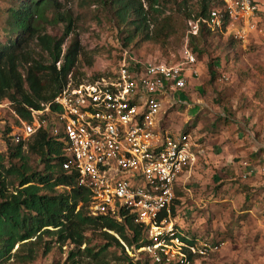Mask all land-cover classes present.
Listing matches in <instances>:
<instances>
[{
  "label": "rangeland",
  "instance_id": "rangeland-1",
  "mask_svg": "<svg viewBox=\"0 0 264 264\" xmlns=\"http://www.w3.org/2000/svg\"><path fill=\"white\" fill-rule=\"evenodd\" d=\"M142 1L148 8L147 1ZM218 1L214 0L215 6ZM59 2L60 13L73 21L63 50L75 39L81 48L68 77L71 83L86 82L99 74L107 75L124 50L143 59L178 61L190 37L186 12L193 13L200 6V0L163 4L161 17L173 14L180 26L179 32L166 48L149 43L148 49L142 51L135 46L139 36L130 45H124L128 27L117 19L108 1ZM14 4L16 0H0L2 42L15 37L12 31H6L10 29L8 8ZM55 12L49 10L50 20L41 26L44 32L61 38L65 36L67 21L55 23L52 20ZM199 48L202 50V53L197 52L200 77L191 80L186 90L175 91L177 98L186 103L173 107L169 102L164 104L166 129L180 134L190 127L198 152L192 170L181 176L180 183L185 191L175 216L171 217L177 234L195 238L197 251L193 252L179 236L178 240L166 241L169 253L164 261L162 258L158 261L154 251L145 246L130 245L114 231L90 226L85 231L87 240L80 249L71 240L60 241L57 233H43L24 245L17 243L11 257L0 264H71L73 250L77 264H177L188 258L189 251L195 256L185 264H264V0H259L258 28L248 40L211 33L203 35ZM28 50L30 56L49 64L48 53L37 41H32ZM211 71L216 75L213 83ZM12 109L9 100L0 101V172L10 191L18 185L19 177L8 169L20 165L17 159L10 158L8 151L6 130L14 121ZM25 154L30 172L43 170L41 158L27 146ZM56 190L64 192L66 188L59 186ZM105 230L116 236L121 244L110 239ZM127 234L132 237L131 231ZM103 246L107 249L97 259L93 258L91 252Z\"/></svg>",
  "mask_w": 264,
  "mask_h": 264
},
{
  "label": "built area",
  "instance_id": "built-area-1",
  "mask_svg": "<svg viewBox=\"0 0 264 264\" xmlns=\"http://www.w3.org/2000/svg\"><path fill=\"white\" fill-rule=\"evenodd\" d=\"M258 15L259 0H224L207 17L189 20L188 35H197L202 21L245 41L257 30ZM188 38L176 62L124 50L107 75L69 82L54 98L31 108L30 119L12 109L8 134L19 143L45 130L61 141L64 168L77 172L78 185L90 191V214L119 219L124 210L135 214L154 241L145 249L154 251L158 261L169 253L166 241L179 237L170 217L175 187L198 159L190 133L165 127L164 104L186 103L175 91L186 90L201 75ZM165 212L168 217H162ZM189 248L197 251L195 245Z\"/></svg>",
  "mask_w": 264,
  "mask_h": 264
},
{
  "label": "trees",
  "instance_id": "trees-1",
  "mask_svg": "<svg viewBox=\"0 0 264 264\" xmlns=\"http://www.w3.org/2000/svg\"><path fill=\"white\" fill-rule=\"evenodd\" d=\"M59 1L16 0V4L8 8L10 29L6 31H12L15 37L11 36L8 42L0 40V101L9 100L23 119H30L31 108H38L42 102L54 98L68 84V77L79 59L81 48L77 39L63 50L65 37L71 30L73 21L60 13ZM103 1L111 3L117 19L128 27V34L124 38L125 46L130 45L139 36L135 46L142 51L148 49L146 45L149 43L166 48L170 45L171 38L179 32L180 26L173 14L161 17L164 13L163 4L177 0H146L148 8L142 0ZM223 5L224 0H219L216 6L214 0H200L197 10L193 13L186 12L188 24L189 20L205 18L211 9ZM49 10L56 11L52 17L55 23L67 21L65 36L60 38L43 31L41 23L50 20L47 16ZM211 33L223 34L212 30L201 21L198 34L189 35L190 48L196 53H202L199 45L203 41V35ZM34 40L48 53L49 64L30 56L28 47ZM197 55L199 59V54ZM211 74V83L216 82V75L212 71ZM101 76L103 74L95 76L92 80ZM44 81H48V84H44ZM189 129L190 127L183 133H190ZM10 131L11 127L8 126L6 133L9 134ZM12 141L9 136V156L11 159H17L20 165H13L8 172L16 173L19 183L12 191L8 190L6 180L0 172V261L11 257L17 243L24 245L35 236L41 237L43 233H57L60 241L71 240L80 249L87 240L85 231L90 226L114 231L130 245L149 246L154 243L148 239L147 227L137 222L135 214L127 210L121 212V219L111 215L90 214V191L78 185L77 172H68L64 168V145L50 133L40 130L28 141ZM26 146L41 158L44 164L42 171L30 172L25 154ZM59 186H64L66 190L57 192ZM184 191L182 185L175 187L170 217L175 216ZM162 217H168V214L165 212ZM50 227L56 229L51 230ZM128 231L132 232V237L128 236ZM104 232L117 244H121L116 236L106 230ZM179 236L189 245H195V238L191 239L185 234ZM106 249L107 247L103 246L99 251L91 252V255L97 259ZM71 254V264H77L76 258L73 257L76 251H71ZM194 256V253L189 251L187 259L192 260ZM162 260L164 261L165 257Z\"/></svg>",
  "mask_w": 264,
  "mask_h": 264
}]
</instances>
